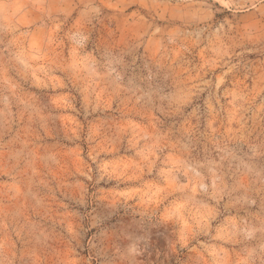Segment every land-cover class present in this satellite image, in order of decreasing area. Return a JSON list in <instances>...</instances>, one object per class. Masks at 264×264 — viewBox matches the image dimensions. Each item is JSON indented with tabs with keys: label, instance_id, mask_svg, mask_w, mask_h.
<instances>
[{
	"label": "rangeland",
	"instance_id": "obj_1",
	"mask_svg": "<svg viewBox=\"0 0 264 264\" xmlns=\"http://www.w3.org/2000/svg\"><path fill=\"white\" fill-rule=\"evenodd\" d=\"M202 2L0 0V264H264L259 41Z\"/></svg>",
	"mask_w": 264,
	"mask_h": 264
},
{
	"label": "clouds",
	"instance_id": "obj_2",
	"mask_svg": "<svg viewBox=\"0 0 264 264\" xmlns=\"http://www.w3.org/2000/svg\"><path fill=\"white\" fill-rule=\"evenodd\" d=\"M216 0H203L202 3L193 5L187 3L183 5L186 9L185 15L192 17L194 15L199 16L201 20L205 21L204 27L205 30L211 33L213 23L211 22V10L215 7ZM5 13L12 8L16 7L11 3H5L3 5ZM230 7L232 9L234 19L235 13H242L243 16L241 19L243 23L241 24L239 20H236L235 23L228 24L227 31L219 33V37H222L225 41L233 40L235 35H244L247 36L249 30L252 33V41L256 43L259 41L258 49H253L257 51L258 57L261 58L262 67H264V0H231ZM227 23V22H226ZM212 35H216L212 33ZM103 236V234H101ZM102 251L100 253L96 252V248L89 249L90 256L94 259L98 255H103L108 253L109 255L115 257L112 260L111 264H122L119 256L121 254L127 255V249L121 251L123 245L121 244L120 248H113L111 238L105 236L102 240ZM119 243V242H118ZM95 244V243H94ZM139 254V253H138ZM81 264H87V261H81ZM125 264V262H123Z\"/></svg>",
	"mask_w": 264,
	"mask_h": 264
}]
</instances>
